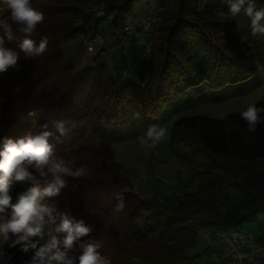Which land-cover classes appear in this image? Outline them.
I'll use <instances>...</instances> for the list:
<instances>
[{"label": "trees", "instance_id": "16d2710c", "mask_svg": "<svg viewBox=\"0 0 264 264\" xmlns=\"http://www.w3.org/2000/svg\"><path fill=\"white\" fill-rule=\"evenodd\" d=\"M74 1L31 0L44 21L29 38L36 46L47 38L48 47L29 68L23 66L21 52L19 71L0 74V150L7 138L48 131L54 158L87 167L88 175L80 180L66 178L67 187L52 202L93 228L90 238L100 241L99 251L110 264H190V250L202 228L251 231L264 242V123L253 133L241 112L222 118L178 117L170 129L171 146L189 160L191 178L199 183L193 191L186 189L175 206L132 191L109 140L160 126L190 88L207 84L216 90L249 82L264 67V38L251 35L242 13L230 15L227 0H138L157 13L145 47L151 60L139 82L122 85L121 76L105 64L75 70L72 58H66L62 45L78 36L79 29L61 26L68 13L76 22L87 16ZM253 2L264 8V0ZM114 3L109 1L108 8ZM131 4L117 8L113 34L126 32ZM4 20L11 23L10 8L0 0ZM19 27L13 24L16 37L5 41L17 51L25 38ZM86 81H93L92 87L84 86ZM254 105L264 108V99ZM260 115L264 118V112ZM60 120L65 121L63 135L54 123ZM234 189L236 197L231 196ZM117 193L126 204L118 214L113 212Z\"/></svg>", "mask_w": 264, "mask_h": 264}, {"label": "rangeland", "instance_id": "374dc122", "mask_svg": "<svg viewBox=\"0 0 264 264\" xmlns=\"http://www.w3.org/2000/svg\"><path fill=\"white\" fill-rule=\"evenodd\" d=\"M109 1L111 0L74 1L86 11L87 16L78 17L76 22L77 17L68 13L69 19H65V25L61 26L62 30H70L75 26L79 29V34L64 43L62 49L66 58H72L75 70L105 64L114 75L121 76L122 85L127 82H139L151 60L149 48L145 50V47H149L148 43L153 36L158 20L157 13L151 11L144 1L115 0L116 3L118 2L117 5L114 3L115 5L108 8ZM129 4L132 6V12L124 27L126 32L119 36L115 35L111 28V20L119 12L118 7ZM101 10H103L102 14H100ZM88 47H91L92 51L88 50ZM21 60L23 66L29 68L36 58L25 59L21 56ZM92 83L93 81H86L84 86L92 87ZM260 99H264V67L249 82L236 87L214 90L207 84H202L190 88L182 101L168 112V118L160 124L159 127L165 128L167 135L154 148L149 149L142 143L146 139L147 131L143 127L133 134L111 137L109 140L114 158L128 176L131 190L138 192L145 199L170 202L175 206L176 199L188 188L189 191H193L199 182L196 178H191L189 160L176 155L171 146L172 123L178 117L189 115L222 118L231 112H242ZM28 184L31 182L15 184L12 187H17L15 189L19 193ZM230 192L232 197L239 195L237 189ZM11 194L14 196L13 192ZM55 227L54 224H46L42 228V235L30 239L33 242L39 241L38 246H40L52 235H56ZM215 232V228L209 227L197 233L196 243L190 250V264H216L215 260L206 253L207 248L219 253L225 247ZM254 234L256 235L255 232ZM2 247L7 250L10 257L8 264H24L34 254L31 249L24 253L19 245L14 248H8L7 245ZM75 255L78 256L79 252ZM227 260L228 257L219 258L218 262H227ZM76 264H79L78 259Z\"/></svg>", "mask_w": 264, "mask_h": 264}, {"label": "clouds", "instance_id": "9594fccd", "mask_svg": "<svg viewBox=\"0 0 264 264\" xmlns=\"http://www.w3.org/2000/svg\"><path fill=\"white\" fill-rule=\"evenodd\" d=\"M10 8L11 23L0 21V74L8 70L19 71L20 53L25 59H35L42 56L48 47L47 38L41 40L38 46L29 38L37 34V26L44 21V14L32 6L31 0H5ZM229 13L232 17L243 16L250 21L251 35L264 38V8H257L253 0H227ZM13 24L19 25V32L24 35L19 51L7 47L5 41L12 42L15 33ZM264 108L249 105L240 113L246 122L248 130L255 132L260 123H264L261 113ZM30 112L29 115H34ZM57 131L65 133V121H54ZM44 128L48 125L44 124ZM51 132L44 131L38 135L13 140L7 138L0 150V264H8V248L20 246V250L27 253L34 252L31 259L24 264H110V260L103 256L99 249L100 241L90 238L93 231L83 219L76 220L69 211L61 212L52 201L67 187L68 177L78 179L88 175L86 166L76 167L70 161L56 159L55 148L49 143ZM167 131L163 127L151 126L145 133L142 142L151 149L163 141ZM39 177V178H38ZM31 182L32 187L17 194L15 202L11 194L12 186ZM43 183V187H41ZM118 202L113 212L124 211L126 204L123 196L116 194ZM10 210V214H9ZM57 221L59 223L57 224ZM46 224L56 225L52 235L44 244L38 246L39 241L33 242L30 237L42 235V228ZM89 237L85 240L83 238ZM79 252V255L75 253Z\"/></svg>", "mask_w": 264, "mask_h": 264}, {"label": "built area", "instance_id": "2783aa9c", "mask_svg": "<svg viewBox=\"0 0 264 264\" xmlns=\"http://www.w3.org/2000/svg\"><path fill=\"white\" fill-rule=\"evenodd\" d=\"M103 13L101 10L100 14ZM92 22V21H91ZM92 24V23H90ZM88 50L92 51L91 47ZM216 235L225 244L219 252L207 248V255L212 257L216 264H263L264 263V242L251 231L224 230L213 227ZM207 228H202L203 231ZM199 231V232H200ZM228 257L227 262H218L219 258Z\"/></svg>", "mask_w": 264, "mask_h": 264}]
</instances>
